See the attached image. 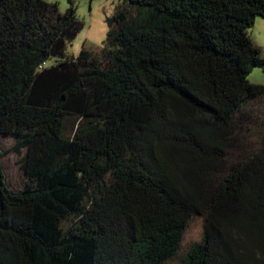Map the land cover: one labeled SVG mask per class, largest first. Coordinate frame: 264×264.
Here are the masks:
<instances>
[{"label":"trees","instance_id":"trees-1","mask_svg":"<svg viewBox=\"0 0 264 264\" xmlns=\"http://www.w3.org/2000/svg\"><path fill=\"white\" fill-rule=\"evenodd\" d=\"M112 18L70 60L74 6L0 0V135L26 178L10 190L0 150V264H264V86L247 79L264 0H125Z\"/></svg>","mask_w":264,"mask_h":264},{"label":"rangeland","instance_id":"rangeland-1","mask_svg":"<svg viewBox=\"0 0 264 264\" xmlns=\"http://www.w3.org/2000/svg\"><path fill=\"white\" fill-rule=\"evenodd\" d=\"M44 1L50 4H56L61 14L65 13L70 6H74L76 16L83 25V29L76 38L71 42H67L65 45L64 57L70 60L76 58L81 49L98 53L99 50L104 47L109 30L106 21L112 18L116 9L125 2V0ZM56 63L57 60H50L46 63V67L53 66ZM262 70L263 68L254 69L252 73L248 75V81L250 83L256 82L255 75L263 74ZM15 144L16 139L14 137L0 135V150L5 153L2 162L5 168L7 185L11 191L19 193L23 190L26 183V178L22 170V160L25 155V150L22 149L19 153L14 152L13 147ZM199 237L200 224L199 222H194L186 233L183 242L184 248L191 242L198 240ZM173 264L176 263L173 262Z\"/></svg>","mask_w":264,"mask_h":264},{"label":"crops","instance_id":"crops-1","mask_svg":"<svg viewBox=\"0 0 264 264\" xmlns=\"http://www.w3.org/2000/svg\"><path fill=\"white\" fill-rule=\"evenodd\" d=\"M249 36L254 43V45L260 50L262 57L264 58V19L256 18L254 25L249 30ZM263 74H256V82H251L253 84L263 85L264 86V70ZM254 73V72H253Z\"/></svg>","mask_w":264,"mask_h":264},{"label":"water","instance_id":"water-1","mask_svg":"<svg viewBox=\"0 0 264 264\" xmlns=\"http://www.w3.org/2000/svg\"><path fill=\"white\" fill-rule=\"evenodd\" d=\"M106 23H107L108 29H111L114 24V19L113 18L107 19ZM263 70H264V67H263Z\"/></svg>","mask_w":264,"mask_h":264}]
</instances>
